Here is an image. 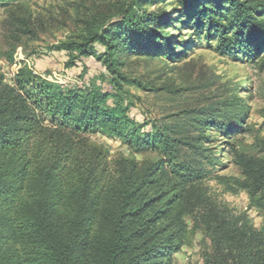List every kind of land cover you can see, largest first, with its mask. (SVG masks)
<instances>
[{
	"label": "trees",
	"instance_id": "trees-1",
	"mask_svg": "<svg viewBox=\"0 0 264 264\" xmlns=\"http://www.w3.org/2000/svg\"><path fill=\"white\" fill-rule=\"evenodd\" d=\"M12 1L21 2L0 0ZM156 1L126 0L82 40L58 46L72 52L68 68L95 56L112 93L95 84L64 88L27 66L14 79L0 75V264H173L191 187L202 176L201 167L181 161L178 147L205 153L210 127L235 134L247 110L235 95L220 112L210 108L174 126L140 121L123 83L145 84L123 71V55L175 59L188 41L173 31L185 24L198 38L218 40L223 55L256 61L264 57V0H175L168 2L174 17L163 8L143 10ZM97 133L167 158L109 159L91 140ZM236 155L246 174L242 186L255 199L264 191V162ZM221 229L205 264H264V226L242 217Z\"/></svg>",
	"mask_w": 264,
	"mask_h": 264
},
{
	"label": "rangeland",
	"instance_id": "rangeland-1",
	"mask_svg": "<svg viewBox=\"0 0 264 264\" xmlns=\"http://www.w3.org/2000/svg\"><path fill=\"white\" fill-rule=\"evenodd\" d=\"M124 1L21 0L20 5L0 2V75L14 79L18 69L27 66L64 88L95 84L114 92L107 70L95 56L77 59L76 65L68 68L65 63L72 52L58 46L82 40L92 24L114 14ZM168 2L175 0L146 4L143 10L163 8L174 17V6ZM22 21L31 31L26 32ZM173 32L177 39L188 41L185 51L175 59L123 55V71L145 84L141 87L123 83L132 116L159 126H174L196 113L202 116L210 108L218 110L212 114L220 112L222 104L235 95L242 98L247 110L235 134L216 132L210 127L212 141L202 145L211 149L205 153L185 144L178 147L181 161L201 167L202 176L191 187L183 245L173 256V264H205L206 254L215 251L213 237L223 233L222 227L242 217L257 228L264 226V191L253 199L242 186L246 174L236 155L238 151L264 162V57L260 54L251 61L244 55H223L217 47L218 40H207L204 35L198 38L194 25L184 24ZM91 140L105 150L109 159L129 157L144 162L167 158L156 150L137 151L123 140L102 133L93 134Z\"/></svg>",
	"mask_w": 264,
	"mask_h": 264
}]
</instances>
